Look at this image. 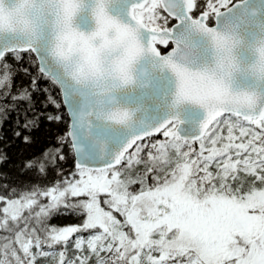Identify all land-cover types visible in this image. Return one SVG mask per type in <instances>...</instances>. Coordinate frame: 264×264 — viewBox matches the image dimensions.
Instances as JSON below:
<instances>
[{
	"label": "snow or ice",
	"instance_id": "1",
	"mask_svg": "<svg viewBox=\"0 0 264 264\" xmlns=\"http://www.w3.org/2000/svg\"><path fill=\"white\" fill-rule=\"evenodd\" d=\"M0 100L67 126L0 171V264H264V0H0Z\"/></svg>",
	"mask_w": 264,
	"mask_h": 264
},
{
	"label": "trees",
	"instance_id": "2",
	"mask_svg": "<svg viewBox=\"0 0 264 264\" xmlns=\"http://www.w3.org/2000/svg\"><path fill=\"white\" fill-rule=\"evenodd\" d=\"M33 56V69L32 75L35 77L42 76L39 73L38 69L35 67L37 64L35 56ZM13 86L16 84L23 83L24 85L30 84L31 80L24 78L22 75L15 76L14 80L11 81ZM36 83L40 88H46L51 92L53 97L57 99L59 102L61 98L60 89L58 85H56L50 78L45 77L43 79H37ZM33 98L37 101L36 109L37 112H45L46 114H55V109L52 105H49L47 109L41 107L40 101H44L47 99V96L44 92H35L33 93ZM14 102H10L7 100H0V104L5 105V108L0 109V117H3L4 111L7 109H11ZM17 117L18 112L16 110H12L8 112L7 118L2 121L0 124V156H7V163L0 165V171L7 173L9 180L19 183L21 181L27 183L30 179H35L34 173H30L28 175L24 174V171L21 168L22 163L33 156H39L40 153L45 150H51L54 147H58L56 145V137L58 134H62L66 132L67 126L65 124L57 125L45 119L43 116L40 118V128L39 130L33 131L31 135L34 137V142L31 145H26L22 142V139L16 138L14 136V132L21 131L23 135H28L27 132H24L22 128L17 127ZM29 119L32 118V114L28 113ZM19 119L20 124L24 123L23 119V109L19 110ZM65 151L69 152V155H73L67 148ZM72 167V161L68 160L67 163H64L65 170H68ZM50 179L54 178L53 176L49 177ZM53 224L58 225H70L78 223V221L69 216L63 218H57L52 220ZM71 255V252H69ZM43 264V262H42Z\"/></svg>",
	"mask_w": 264,
	"mask_h": 264
},
{
	"label": "clouds",
	"instance_id": "3",
	"mask_svg": "<svg viewBox=\"0 0 264 264\" xmlns=\"http://www.w3.org/2000/svg\"><path fill=\"white\" fill-rule=\"evenodd\" d=\"M255 58L257 61L260 59V54L258 51L255 53ZM257 71H259V69H257Z\"/></svg>",
	"mask_w": 264,
	"mask_h": 264
},
{
	"label": "water",
	"instance_id": "4",
	"mask_svg": "<svg viewBox=\"0 0 264 264\" xmlns=\"http://www.w3.org/2000/svg\"><path fill=\"white\" fill-rule=\"evenodd\" d=\"M35 55V54H34ZM36 60H37V63H39V60H38V58H36ZM59 86V85H58ZM60 93H61V95H62V92H61V90H60ZM74 154V153H73Z\"/></svg>",
	"mask_w": 264,
	"mask_h": 264
},
{
	"label": "rangeland",
	"instance_id": "5",
	"mask_svg": "<svg viewBox=\"0 0 264 264\" xmlns=\"http://www.w3.org/2000/svg\"><path fill=\"white\" fill-rule=\"evenodd\" d=\"M76 224V223H75ZM71 225H73V224H70V225H66V226H71Z\"/></svg>",
	"mask_w": 264,
	"mask_h": 264
}]
</instances>
